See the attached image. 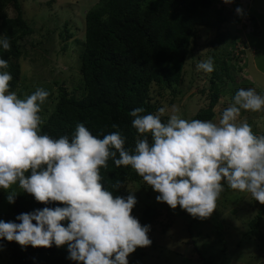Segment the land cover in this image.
I'll return each instance as SVG.
<instances>
[{"label":"trees","instance_id":"1","mask_svg":"<svg viewBox=\"0 0 264 264\" xmlns=\"http://www.w3.org/2000/svg\"><path fill=\"white\" fill-rule=\"evenodd\" d=\"M216 1L97 0L84 12V42H79L81 45L78 50L80 82L70 92L65 86L66 80L59 81L45 74L41 77H27L23 74L21 65L22 59L31 57L32 60L40 61L41 65L46 63L57 71L59 67L52 59L55 51L53 47L58 44L56 54L59 50L64 51L68 44H62V41L74 36L69 20H64L61 28H58V22H55L53 28L45 26L39 40L28 39L29 35L39 30L24 15L22 0H0L1 38L7 37L11 44L10 51L0 48V58L9 63L7 69L0 71L10 72L13 79L10 81L9 90L20 98L33 93L37 88L49 92L39 113L44 120L41 134H48L53 138L61 135L71 137L79 122L99 138L119 131L125 137V147L132 150L137 133L132 127L133 117L129 115L130 111L143 107L144 114H156L158 108L164 107L160 98L167 96V103L171 104L192 91L193 85H199L195 76L201 75L194 73L197 61L211 57L214 71L206 73L207 83L191 93L199 94L202 100H206L204 105H199L196 112L189 117L183 114L185 119L210 120L214 115L213 108L224 91L222 87L231 82L234 86H230L233 88V92L229 93L231 96L239 89L237 73L240 67L236 63L242 58L239 55L241 50L237 47H221L227 41V31L223 25L228 20V14L223 5L217 6ZM10 8L14 11L13 16L8 14ZM251 20V31L257 33L258 24L254 23L253 17ZM204 31H213L215 34L206 44L210 49L205 51V56H201L195 50L201 47L198 46V38ZM36 64L34 68L38 69ZM187 75L191 86L185 85L183 88ZM47 80L58 85L55 94ZM152 86H157L159 97L152 94ZM248 112L254 113H246ZM161 119L166 122L167 115L163 114ZM247 122L252 124L250 119ZM114 123L118 125L115 129L112 128ZM259 135H264V131ZM101 175L102 183L114 196L126 197L129 191H133L137 203L131 214L142 225L151 226L148 232L152 240L151 248H140L142 264H157L158 260L169 258L171 250L164 248L154 256L152 250H161L157 245L160 243L156 242L158 235L172 233L170 228L176 223L178 212V215L184 217L180 221L179 230H188L190 236L200 241L192 239L198 253L195 260L185 261L182 258L177 264H234L229 259L226 260L230 253H234V246H244L245 240H253V237L264 244L261 226L264 204L253 200L251 196L248 203H253L256 211L249 219L246 230L235 232L234 235L239 233L240 237L233 243L231 225L227 223L225 212L236 207L241 198L237 196L238 191L230 189L226 184L214 210L220 221L212 224L207 219L186 216L183 214L186 211L179 206L173 210L166 203L157 202L155 197L159 193L153 191L130 166L117 167L109 159L108 167L101 168ZM118 182L123 185L114 189L113 185ZM14 185L18 187L17 184ZM3 190L0 189V194ZM18 191L20 192L17 193L15 202L0 210V219L15 220L18 214L36 208L62 206L59 202L47 205L39 203L31 194L22 192L20 188ZM0 244H3L6 252V258L1 264H77L76 261L66 258V246H27L22 250L15 241L0 240ZM263 246L259 249L261 255H256V258L264 257Z\"/></svg>","mask_w":264,"mask_h":264},{"label":"clouds","instance_id":"2","mask_svg":"<svg viewBox=\"0 0 264 264\" xmlns=\"http://www.w3.org/2000/svg\"><path fill=\"white\" fill-rule=\"evenodd\" d=\"M235 12L244 15L239 6ZM0 48L11 50L7 37L0 38ZM8 67L0 58V69ZM196 68L211 73L214 61L209 57ZM12 79L10 72L0 71V189L8 192L10 204L20 191L9 189L17 184L39 203L62 206L0 219V240L15 241L22 250L66 246V258L77 264H129L128 256L137 247L151 246V226L131 214L137 203L133 191L114 196L102 183L101 168L108 167L109 159L117 167L130 166L159 193L157 202L173 210L179 206L195 219L212 215L225 184L264 204V135L238 120L241 110L264 111V95L254 88L238 89L218 123L182 118L175 106L164 122L165 107L156 114L136 107L129 113L137 133L129 150L119 131L99 138L79 122L71 137L41 134L44 120L39 113L49 92L37 88L20 98L9 90Z\"/></svg>","mask_w":264,"mask_h":264},{"label":"rangeland","instance_id":"3","mask_svg":"<svg viewBox=\"0 0 264 264\" xmlns=\"http://www.w3.org/2000/svg\"><path fill=\"white\" fill-rule=\"evenodd\" d=\"M96 1L97 0H22V9L24 15L26 16L27 20L34 25V28L39 30L38 32L29 35L28 39L39 40L41 35L44 33L43 28L45 26L53 28L56 25L55 22H58V28H61L63 26L64 20H69L71 32L74 34V36L70 37L69 39L62 41V44H68L64 51L59 50L58 54H56L55 51L59 48L58 44L54 45L53 47V51H55L53 52L52 59L54 64L59 67L57 71H55L52 67H48L46 63L41 65L40 61L38 62L36 60H32L31 57H26L21 60L24 75L27 77H36L39 75L41 77L43 74H45L51 78L55 77V79H58L59 81L66 80V88L70 92L73 91L74 87L80 82V59L78 57V50L80 48L79 46L81 45L79 42H84V12ZM216 4L217 6L223 5L228 14V20L223 25L224 30L227 31V41L225 44H221V47H237L238 50L241 49L240 56L242 58H240L238 63H236L240 67V70L237 73L239 74L240 80L238 83L239 89L254 88L257 93L264 95V0H233V2L230 4H225L221 0H217ZM237 6L244 10V15L241 16L236 14L235 9ZM8 14L11 16L14 15L12 8L8 9ZM252 17L253 20H255L254 23L258 24L259 29L257 33L251 31V26L253 27V22L251 20ZM1 33L2 30L0 28V38L2 36ZM214 34L215 33L213 31H204L201 33L200 37L198 38V46L201 45V47L198 49L196 48V54L205 56V51L210 49V47H207L206 44L210 41ZM55 36L57 40V33H55ZM36 48L39 50L37 46ZM35 64L37 65L38 69L34 68ZM196 64L197 63H195L194 66V73L196 75L198 73L201 74L200 76H195V78H198L197 82L199 85H193L192 91L187 92L182 96L181 99H176L171 104L167 103L169 100L167 96L160 98L163 102V106L166 109L164 114L167 115V118H169V116L172 114V108L174 106L180 110L179 115L184 118L183 114H187L189 117L196 112L199 105H204L206 100H202L199 94H191L207 83L206 72L197 70ZM47 84L52 85L50 86L53 90V93L55 94L57 92L58 85L52 84V82L49 80H47ZM185 85L191 86V83L188 80V75L185 77L182 87L185 88ZM230 86H233V84L228 82L226 87H222V90L224 91L220 96L217 105H215L213 108L214 115L210 119L213 122H219L222 110L226 108L232 101L233 96L229 95V93L233 92L231 91L233 88ZM157 90V86H152V94L159 97ZM246 112V110H241L238 120H252V124L250 123V125L252 126L253 132L259 135L260 132L264 131V111L254 113ZM9 190L18 191L19 187L12 185ZM7 195L8 192L6 190H3V192L0 194V210H4L9 207L10 203H8L6 200ZM237 196L241 198L239 199V204L236 207L229 208V210L225 212L227 223L231 225L230 229L231 235H233L231 237L234 240L233 243L240 237L239 233L234 235L235 232L240 231L241 233V231L246 230L249 219L256 211V206L253 205V203H248L250 196L249 194L239 192ZM176 214V223L172 226V228H170L172 233L166 232V234L164 233L158 235L156 242L160 243L157 245L161 247V250L154 248V250H152L154 251L153 256L156 253L162 251L164 248H166L164 250H171L172 253H170L169 258L164 257L163 260H158L157 264H177V261H181L182 258L185 261H187V259L194 261L195 256H198L197 251L194 249V244H192L193 238L196 240L198 239L196 237L190 236L188 230H186V232L179 230L180 221L184 217L183 215H178L179 212ZM183 214L186 216L189 215L187 212ZM219 221L220 220L216 217L214 212L209 218H207V222L212 224H218ZM261 226L262 231L264 232V219L261 222ZM245 242L246 243L244 246H234V253H230L231 255L228 256L226 260L228 261L229 259V261L233 262L234 264H264V257L256 258V255H261V253H259L261 250L259 251V249H261V246L264 244L254 237L253 240H245ZM198 243L200 242H197V244ZM140 248L141 247H137L133 253L129 254V264L143 263V260L140 261ZM5 258L6 252L3 248V250H0V264L3 262V260H5ZM170 261L172 262L170 263Z\"/></svg>","mask_w":264,"mask_h":264}]
</instances>
